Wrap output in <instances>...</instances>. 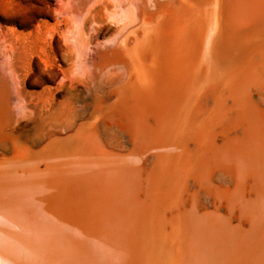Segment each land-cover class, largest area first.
<instances>
[{
  "label": "bare ground",
  "instance_id": "6f19581e",
  "mask_svg": "<svg viewBox=\"0 0 264 264\" xmlns=\"http://www.w3.org/2000/svg\"><path fill=\"white\" fill-rule=\"evenodd\" d=\"M219 2L133 1V18L101 49L116 51L91 61L93 74L115 79L88 88L86 113L32 142L13 129L16 101L0 69V264H264V0H222L214 32ZM100 3L73 0L66 11L83 30ZM201 85L210 89L183 121ZM113 130L127 139L111 142ZM130 148L132 180L118 171L101 184V159ZM93 217L97 233L111 224L112 235H92Z\"/></svg>",
  "mask_w": 264,
  "mask_h": 264
},
{
  "label": "rangeland",
  "instance_id": "374dc122",
  "mask_svg": "<svg viewBox=\"0 0 264 264\" xmlns=\"http://www.w3.org/2000/svg\"><path fill=\"white\" fill-rule=\"evenodd\" d=\"M133 1L101 0L80 30L66 11L73 0H0V69L10 78L16 101L15 132L32 142L50 125L62 129L88 111V88L116 77L115 71L93 74L91 61L131 21ZM107 134L111 142L127 139L120 131ZM200 196L210 201L206 191Z\"/></svg>",
  "mask_w": 264,
  "mask_h": 264
},
{
  "label": "water",
  "instance_id": "95a60500",
  "mask_svg": "<svg viewBox=\"0 0 264 264\" xmlns=\"http://www.w3.org/2000/svg\"><path fill=\"white\" fill-rule=\"evenodd\" d=\"M222 0H220V2H219V5L217 6V16H216V18H215V21H216V30L214 31V32H217V30H220L221 28H222V23H223V12H222V10H223V5H222ZM139 24V23H138ZM124 37V35L119 39V40H121L122 38ZM140 37V36H139ZM217 39V38H216ZM220 40L222 41H220L221 43H220V45H221V53L224 51V45H222L224 42H223V40L221 39V37H220ZM261 45H264V41L261 43ZM110 51H116V45H114L113 47H108L107 49H105V50H101L100 52L101 53H106V52H110ZM258 52V49L256 48V49H254V50H252L251 51V55H255L256 53ZM254 63H255V65H259L261 62L259 61V59L258 60H255V61H253ZM252 62V63H253ZM203 65V64H202ZM261 74V73H260ZM259 74V75H260ZM128 75L129 74H127V77L125 78V80L123 81V82H126V80H127V78H128ZM131 80H133V76L130 78ZM210 89V87L208 88V87H206L205 85H201V86H199L195 91H194V93L185 101V103H184V110H183V112L181 113V116L183 117V121H185V119L187 118V115H189V114H191V113H193L192 111L194 110V108H195V106H196V104L198 103V100L200 99V97L207 91V90H209ZM219 90L220 89H218L217 91H216V93L218 94L219 93ZM215 97H216V94H215ZM113 100V99H112ZM111 100V101H112ZM111 101H109V102H111ZM213 102H216L215 101V98H214V101ZM106 103V102H105ZM116 104V103H115ZM211 107H212V109L215 107V103H214V106H213V104L211 105ZM215 109V108H214ZM217 110H219V109H217ZM113 112H116V108L115 109H111L110 110V112H108V113H106V114H110V113H113ZM207 113H204V115L203 116H205ZM210 114V111H209V113L206 115V116H210L209 115ZM153 115L152 114H149V116H148V118H150V117H152ZM212 116V115H211ZM207 119H209V117H207ZM148 119H147V117L146 118H144V120L142 119V125L141 126H145V128H146V124H147V121ZM93 120H91V119H86V123H88V124H90V125H95L97 122H92ZM161 122H163V121H160V120H153V125H152V127L153 128H156V127H158L159 126V124H161ZM74 130H75V128H74ZM74 130L72 131V132H70V133H74ZM176 131H178V129H176L175 130V132ZM172 144H173V142H172ZM132 148V147H131ZM131 148L128 150V151H125V152H117L116 150H113V149H110V152L108 153V155L104 158V159H101V161H100V163H99V165L97 164V167H96V169H98L99 168V172H101L100 174H101V176H102V178H103V175H105L104 176V178L103 179H100L101 180V184H105L108 180L110 181L111 179H110V175L109 174H114L115 175V173L116 172H118V171H121V175H123V173H125V175H124V178H126L127 180L130 178H132V175H133V172H134V170H135V167H136V164H137V162H135V160L133 161L134 163L133 164H128V165H126L127 163H126V159H124V158H127L128 157V159L133 155V158L134 157H136V154H134V152H131ZM179 149H181V146H179ZM179 152V151H178ZM176 153V152H175ZM174 156H175V154H174ZM100 164H102V166H104L103 168H101L100 169ZM121 166V167H120ZM123 168V169H122ZM124 170V171H123ZM126 176V177H125ZM48 180V179H47ZM132 180V179H131ZM49 182L51 181L50 179L48 180ZM48 181H46V182H48ZM95 182L96 181H94L93 182V187L95 186ZM100 184V185H101ZM86 187V186H85ZM84 187V188H85ZM90 188V189H89ZM86 191H87V193L89 192V196H93V197H95V196H97L96 194H98L97 192L99 191V189L101 190L103 187H100V186H96V188H94V189H92L91 187H89ZM92 189V190H91ZM89 198H91V197H89ZM87 202H89L90 200H88V198L87 199H85ZM58 202V201H57ZM149 202V200L147 201V203ZM70 203V202H69ZM74 203H80V201H75ZM68 204V203H67ZM69 205V204H68ZM78 206H80L79 204H78ZM161 209L162 208H160V211H161ZM170 213V212H169ZM71 224V223H70ZM90 224L94 227L91 231H92V235H97V237H100V236H103V237H105L104 235H105V233L107 234V236H110V235H112V233L114 232V225H112L111 226V224L110 225H106V229H105V231H104V234L103 235H100L99 233H97L98 231H97V224H96V220L94 219V217L93 218H91L90 219ZM96 224V228H95V225ZM149 225H150V223H149ZM63 227V226H62ZM70 227V226H69ZM69 227H66V228H64V230L65 229H67V230H69L68 228ZM63 229V228H62ZM149 229L151 230V227L149 226ZM149 230V232H151L152 233V230L150 231ZM70 234H72V232L70 233ZM72 237H75V238H77V236L76 235H74V233L72 234ZM161 237V235L160 236H158V240H159V238ZM75 238H73L72 240H73V242L75 243L76 242V239ZM100 238H102V237H100ZM151 240V239H150ZM150 245V244H149ZM78 247V246H77ZM79 248V247H78ZM79 256H80V259H85L84 258V254H82V255H80L79 254ZM146 257H147V249H146V252H145V258H144V261L143 262H145V260H146ZM81 261V263H82V260H80ZM86 262V261H85ZM83 264V263H82Z\"/></svg>",
  "mask_w": 264,
  "mask_h": 264
}]
</instances>
